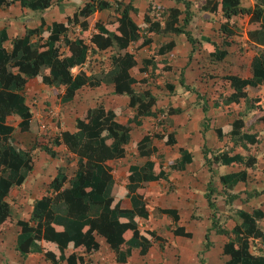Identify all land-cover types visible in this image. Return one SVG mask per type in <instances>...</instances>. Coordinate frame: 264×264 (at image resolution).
I'll return each instance as SVG.
<instances>
[{
  "label": "trees",
  "instance_id": "1",
  "mask_svg": "<svg viewBox=\"0 0 264 264\" xmlns=\"http://www.w3.org/2000/svg\"><path fill=\"white\" fill-rule=\"evenodd\" d=\"M59 1L0 0V7L18 2L21 7L37 10ZM175 1L181 2L184 9L167 8L161 23L143 15V22L147 23L145 29L153 33H181L192 45L194 40L185 29L190 18L189 2ZM110 5L108 0H84L63 21H52L45 27L40 18L35 27L26 28L20 36L13 37L9 48L0 45V229L4 226L19 228L15 249L23 256L40 249L44 259L52 264L60 261L81 264L86 255L98 249L94 239V235H98L115 252V260L123 261L129 246L137 245L139 254L143 255L151 241L161 239L153 231L137 227V218L147 216L143 203L130 210L118 209L116 204L132 190L141 200L145 186L165 175L162 163L148 157L155 153L152 140L172 145L175 143L172 133L159 130L144 134L131 143L138 155L146 159L129 165L124 173L123 186L113 182L111 169L105 161L124 156L130 125L128 120L120 117L122 111L126 107L132 108L133 114L125 116L135 119L149 113L154 104V98L146 90L133 91L130 85L134 78L131 75L145 72L147 66L165 71L170 67L151 59L143 60L142 66L137 67L127 47L132 43L133 48L138 49L149 44L151 39L139 34L140 25L131 20L128 14L131 7L127 4L121 9L115 8L117 14H108L103 22L92 21L95 10ZM200 8L206 12L202 19L206 20L207 14L216 16L218 31L224 37H230L235 30L239 32L238 28L243 29L248 48L257 55L252 59L250 77L241 78L234 74L221 77L233 89L223 98V104L237 103L246 97L245 88L249 92H257L264 85V0H255L253 6H242L239 0H204ZM182 12L184 16L178 24V16ZM70 32L74 35L69 36ZM6 39V33L0 29V43ZM138 39L140 42L137 44ZM173 46L174 42L169 40L158 47L157 53L170 51ZM200 48L207 51L212 60L221 59L225 54V50L217 51L211 42L201 44ZM105 49L110 51L107 69L91 73L83 69L71 72L72 67L81 66L87 52ZM29 78L49 87L53 94L62 87L60 98L64 101L71 100L82 86L112 85L115 95L127 96V103L108 109L99 104L88 106L74 119V131L62 129L57 136L46 141L44 150L50 157L54 156L52 147L63 144L71 154L64 161L69 163L75 159V168L67 174L65 166H58L48 192L32 204L29 218L22 219L12 213L5 198L12 187L20 186L32 170L30 148L16 143L12 137L14 128L6 119L15 114L19 118L16 126L20 131L37 132V120L31 115L23 95V87ZM257 98L252 100L258 101ZM176 112H179L178 108L169 107L167 110L168 114ZM258 123L264 126V106H257L247 119L235 118L214 131L218 138L227 135L234 142L253 144L258 141L255 134L241 129H251ZM203 159L207 165L211 161L250 167L254 162L252 155L244 158L238 153L227 154V151L215 153L210 158L204 154ZM183 163L180 156L166 161L165 167L179 169ZM262 172L264 174V166ZM243 178L244 173H230L222 177V183L231 188ZM160 212L177 219L174 209H160ZM231 219L234 224L229 230L217 228L218 233L229 236L221 247V252L228 257L224 264H264V228L259 225L264 220V210L259 207L251 211L237 210L231 214ZM210 222L211 227L215 226L214 220L210 219ZM184 236L189 237V234ZM254 240L261 243L257 248L260 254L250 250Z\"/></svg>",
  "mask_w": 264,
  "mask_h": 264
},
{
  "label": "rangeland",
  "instance_id": "2",
  "mask_svg": "<svg viewBox=\"0 0 264 264\" xmlns=\"http://www.w3.org/2000/svg\"><path fill=\"white\" fill-rule=\"evenodd\" d=\"M82 1L83 0H78V2H74L72 0H63L62 2H59V5H51L48 8L45 7L37 10L21 8L17 3H13L9 6H2L0 9V27L6 30L8 39L1 42L0 45L9 48V39L22 32L23 28L33 25L36 18L43 17L46 20L51 11L54 12L57 10L54 12V18L59 20V17L62 15L61 11L69 12L79 6ZM110 2L112 4L111 7L108 8L110 12H113L117 5L120 7L124 4L123 0H110ZM240 2L242 4H249L248 0H240ZM132 3L136 5V7H134L135 9L138 8L136 13L139 14V11L141 10L139 6H142V0H134ZM194 6L196 5L194 4ZM105 13L106 11L94 13L95 20L103 19ZM237 33L238 37L235 38L233 43L235 44V51L240 59L242 57V61L239 62L237 68L233 67L232 63H229V61L224 65L227 66L226 68H224V66H219L220 70H218L216 74L209 76V78L212 76L216 77V83L214 85L212 84V89H209V86L207 89L202 88L199 90L201 94L192 90L193 93H197V97L195 98L197 100L196 102H200L199 105L194 101V103L192 102L190 104L191 107H187L188 102L191 99H194V95H192L188 102L179 101L177 106L182 110L176 115L170 117L171 121L173 120V117L177 120V124H174V126L171 127L170 132L178 142L187 146V148L190 147L192 163L184 170L188 178L186 182L183 184L181 183L180 180L182 179V176L179 174L173 176L178 179V181H176L178 185H174L173 192H168V196L165 198V204L172 205L174 200L171 198L177 199L180 195H183V193L186 192L188 197V207L181 211H183L182 214L185 216V220H187L186 226L190 230L191 235L189 238L177 237L173 240L181 242V244H178L177 241L175 242L179 246L182 244L187 246L190 253H181L180 249H178L173 242L171 245L165 246L164 260L161 264H223V262H221V255L219 254V242L226 234L217 232L218 227H223L221 225L223 223V218L219 215V210L222 212L226 207H231V200L234 199L235 196L239 198L242 192L248 190L249 195L254 194V196H257L259 194L260 197H263L261 193L264 192V174L262 172V167L264 166V126L262 124L254 125L252 127V132L257 136L258 140L255 145H250L247 149L239 147L236 149V151L244 155L247 153H253L256 157L253 166L249 169L250 172L246 179L242 180L243 183L240 184L239 187L231 189L223 185L221 176L228 170L227 168L221 167L211 161L209 165L206 164L207 168L203 164L202 167L198 164V158L201 157L202 159L203 151L209 158L212 157V153L214 154L216 152L215 149H211V145H213L212 139L215 141V138H213L215 135L213 132L214 129L212 130L215 125L223 124L228 120V116L231 115L235 116L243 114L246 117L250 115L258 105L264 106V87H260V90L256 94H251L258 97L259 102L257 103L251 99L252 97L247 96L245 98H240L237 103L223 104V98H225L233 89L230 88L228 83L221 78L222 75L228 73L245 75L248 71H251L253 64L252 59L257 57L254 51L248 48L246 41L239 37L241 36L239 32ZM73 35V32L69 33V36ZM172 37H174L176 43L174 52H178L181 57V68L179 67L178 62H171L172 71L177 72V76L174 78V75H172L171 72H168L166 78H172L170 79L172 82V88L174 85L181 86L182 83L190 85L191 83L189 82L192 81L190 76L191 72L190 70H185L186 68H182L184 64L186 62L189 63L188 66L191 67V70L195 71L193 65L194 62L200 64L198 65L200 69H203L208 63H204V61L200 59L199 51L192 49L191 46L190 49L187 51L185 50L184 41L185 43H189V45L190 42L183 34H173ZM174 52L172 51L169 57L172 56V53ZM109 54L110 51L108 49L94 50L93 53L87 52L82 61V65L73 68L71 72L73 73L77 69H83L86 73L105 70L109 66ZM228 66H231L232 68L230 69ZM190 67H188V69H190ZM158 76L159 74L154 75L152 71L150 72L149 78H151L152 81L155 78L162 81V78ZM166 78L165 80H168ZM33 80L34 82L31 87L28 88V86H24L23 95L31 115L37 120V132L35 134L26 131L20 132L16 126V120L18 117L15 114L9 115L6 120L7 123L14 127L12 136L16 143L20 146L30 148L32 170L26 176V185L25 187L22 185L17 188H12L6 198L11 207L12 213L17 218L22 219L29 218L31 212L30 208L33 201L38 196L48 192L50 180L59 165L66 166L67 174H71L75 168V160L65 163V157L71 154L63 144L54 147V156L50 157L44 150L46 141L57 136L61 129L74 131V119L79 115L80 111L87 106L99 104L108 107L110 105L109 93L106 92L99 94L97 90L93 95L88 97L87 94L89 90L94 91L95 89L85 86L76 90V93L71 100L64 101L60 98L62 88L57 90V94H53L49 87L39 84L35 79ZM177 83L179 84L177 85ZM182 93L183 92L179 90L177 96H182ZM174 94H176L175 91ZM163 99L165 100V96ZM158 103L159 101L156 102V106H158ZM158 119H161L159 115H157L155 119L152 118L150 120L154 131L160 130L161 127H163L160 126L163 125V123L161 124V120ZM155 125H157L156 128ZM128 135L130 136V140L131 137L134 139L137 138L139 136L138 129H133ZM187 136V139H190V141L183 140L184 137ZM225 142L224 146L226 149L224 147L223 150L230 151L231 140L227 139ZM206 143L208 146L203 145ZM198 145H203L200 146L199 155L195 151ZM167 148L170 149L171 146H168ZM166 154L167 153L165 152V155H162L166 156ZM128 155L131 156L130 153H128ZM178 157L175 159H178ZM151 158H154V156ZM155 158L158 159L156 156ZM233 202H235L233 205H239L238 200L234 199ZM219 205L220 207H218ZM210 208H215L212 215L214 219L215 217L217 218L216 221L220 220L218 223L219 225L214 223L215 226H208L206 218ZM189 215H191V218ZM181 220L184 219L181 218ZM259 225L264 228V220ZM13 230V227H7L4 228V232H0V238L2 239V241H0V248L4 251V253L0 252L2 264H5L6 261L7 264H19L20 262L26 264L28 261L27 257L23 258V255H18L14 248L15 235L12 234ZM260 245L261 243L259 240L252 241V245L250 246L251 252L254 254H260L257 249ZM196 255L197 257L195 259ZM157 261L158 260L154 261V263ZM38 264H42V260L38 262Z\"/></svg>",
  "mask_w": 264,
  "mask_h": 264
},
{
  "label": "crops",
  "instance_id": "3",
  "mask_svg": "<svg viewBox=\"0 0 264 264\" xmlns=\"http://www.w3.org/2000/svg\"><path fill=\"white\" fill-rule=\"evenodd\" d=\"M62 1L63 0H60L59 2H62ZM83 1L81 2V4L83 3ZM108 1L110 2V0H108ZM133 1L134 0H123L124 4H122L121 6L123 7V5L127 4L128 7H131L130 9H128V14H129L131 20L135 24L140 25V28L138 30L139 34L143 37H149L151 39V41L149 44L143 45L138 49H134L133 44L130 43L127 47V50L133 54V57H134V60L136 62L137 67L142 66L143 60H150L151 59L155 63L169 65L170 68H169V70L165 71V70H160L158 68H152L151 66H147V69L145 72L138 73L136 75H131V77L134 78V83L130 85L131 88L133 89V91L143 92L146 90L154 98V104L151 106L149 113H145L141 116H137L135 119H133V117H132V119H128L125 116L126 114H131V113L133 114V112H134L133 109L129 108V107H126L122 111L123 114L120 115V117L122 119L128 120V123L130 125V130L128 131V133L130 131L132 132L133 129H138V135H139V136L137 135L138 137L135 139L131 137V140H130V136L128 135L129 140L124 145L125 153H124L123 157L105 161V164L107 166H109L111 169L110 173L112 175L113 182H115L116 184L122 185V186L124 185V173H125L126 169L129 167V165L133 164L135 161H142L143 162L146 159V157H144V156L141 157L138 155L136 149L131 146V143L138 141L141 138V136L144 134H151L155 131H159V130L154 131L150 120L152 118L155 119V117L157 115H159V117L161 119H158V120H161V122H160L161 124L163 123V125H160V126H163V127H161L160 131H164L165 133L170 132L171 127H173L174 124H177L176 118L174 119V117H173V120L171 121L170 117H172L173 115H176L178 112L173 113V114H168L167 110L169 107L178 108L179 112H180L182 109L177 106V103L179 101L180 102H188L189 99L192 97V95H194V99H191L188 102L187 107L188 108L191 107L190 104L192 102L194 103V101L197 105H199L200 102L199 103L196 102L197 100L195 98V97H197V93L196 92L193 93L192 90H195L199 94H201L199 92V90L202 88L207 89V87L209 86V89H212V84L214 85L216 83V81H215L216 77L212 76L211 78H209V76H211L212 74H216L217 71L220 70L219 66H224L225 64H227L226 62L229 61V63H232L233 67L237 68V65L239 64V62L242 61V57L240 59L239 55L235 51V44L233 43L235 41V38L238 37L237 31L235 30L236 32L234 31L233 35H231L230 37H224V35L218 31V22L216 21V16L214 14H207L208 18L206 20L202 19V14L206 13L205 11L201 10V8H200V6L204 2V0H187L189 2L188 11L190 12V18L187 21V24L185 25V29L189 31L190 36L193 38L194 42L192 45H191V43L189 45V43H187V42L185 43V41H184L185 50L187 51L188 49H190V46L192 49L198 50L200 59L203 60L204 63H208V64H207V66L203 67V69H200L198 67V65H200V64L194 62L193 65H194L195 71H193V70H191V67L188 66L189 63L186 62L182 68H186L185 70H190V72H191L190 76L192 78V81L189 83H191V84L185 85L184 83H182V85L179 86L178 85L179 83H177L178 86L174 85L172 88V85H171L172 82L170 81V79H172V78H170V79L166 78V75L168 72H171L172 75H174V78H175V76H177L176 75L177 72L172 71L171 62L172 63L178 62L179 67L181 68V66H180L181 65V57L179 56L178 52H174L176 43L174 41V37H172V36L175 33H171V32L153 33V32L146 31L145 27H146L147 23L145 24L143 22V15L146 14L150 18H152V20H158L161 23L163 21V19H165V15L167 14V8L177 7L178 9L183 10L184 6L181 2H176L175 0H142V6L141 5L139 6L141 8V10L139 11V14H137L136 12L138 11V8H136V9L134 8V7H136V5L134 3H132ZM254 1L248 0L249 4H242L239 0V3L242 6H253ZM59 2L57 3L58 5H59ZM13 3H17V5L19 7H21L18 4V2H11L9 4H2V6H4V5L9 6V5H12ZM57 4H53V5L56 6ZM110 4H111V2H110ZM194 4L196 6H194ZM111 5L106 7V8H103L101 10H95L93 12V15H92V21L103 22L108 14H117L115 11V8L121 9V6L119 7L117 5L114 8L113 12H110L108 10V8H110ZM2 6L0 7V9L2 8ZM21 8H25V7H21ZM75 9H73L69 12L61 11L62 15L59 17V20H56L57 18H54V16H55L54 12L57 10H55L54 12L51 11L48 14V19L45 20V18H43V17L36 18L33 25L23 28L22 32L18 33L17 35H14L13 37L20 36L26 28L31 29V28L35 27V25L37 24V22L40 18H42V20L44 21L45 27H47L52 21H63L65 19V17L69 16L72 13V11H74ZM102 11H106L103 19L95 20L94 13H97V12L100 13ZM183 16H184L183 12L178 16V24L181 23V19ZM0 29H2L6 33L5 29H3L1 27H0ZM238 29L240 30L239 34L241 35L239 37L241 39L245 40L246 37H245V33H244L243 29H241V28H238ZM178 35H181V33H178ZM6 36H7V33H6ZM13 37H11L9 39V41ZM140 39H138L137 44H138V42H140ZM169 40H172L174 42L173 48L170 51H166V52H163L162 54H158L157 53L158 47L161 46L162 44H164L165 42L169 41ZM206 42L213 43V45H215L217 51L218 50H225L224 56L218 60L210 59L207 51L200 48V45L203 43H206ZM8 46L10 47V45H8ZM172 51L174 53H172V56L169 57V55ZM76 67L77 66L72 67L71 71L73 68H76ZM188 67H190V69H188ZM226 67L227 66H224V68H226ZM228 67L230 69L232 68L231 66H228ZM152 71H153L154 75L159 74L158 77H161L162 81H159L158 78H155L152 81L151 78H149L150 72H152ZM75 72H73V73H75ZM228 74H234V75H237L241 78H247V77L251 76V71H248L245 75H241L239 73L238 74L237 73H228ZM165 78L168 80H165ZM33 79H35V78H29L27 80V82L25 83V87L26 86H28V88L31 87V85L34 82ZM225 82H227V81H225ZM155 84H157V85H155ZM228 86H229V84H228ZM82 87H85V86H82ZM170 87L173 90L170 89ZM260 87H264V85H262ZM92 89H95V90L94 91L89 90V92L87 94L88 97L93 95V93L97 90H98L97 92L99 94L105 93V92L109 93L110 105L108 107L103 106L105 109L113 108V107H116L118 105H125L127 103V96L125 94L115 95L113 93L112 85L101 84L99 86L93 87ZM23 90H24V87H23ZM179 90H181L183 92L182 96H177ZM244 90L246 91V97L249 96V97L253 98V97H256V95H251V94H256L260 89L257 92H249L246 88ZM174 91L176 92V94H174ZM164 96H165V100L163 99ZM186 98H188V99H186ZM157 101H159L160 105H162V106H160L159 103H158V106H156ZM257 102H259V99H258V101H255V103H257ZM89 106H94V105H89ZM256 109H257V107H256ZM256 109L253 110L252 113H254L256 111ZM252 113L246 117L243 114L242 115H235V116H233V115L228 116V120L226 122H224L223 124H220V125H215L212 128V130L215 129L216 127L223 126L227 123H230L235 118L240 117L242 119H247L248 117H250L252 115ZM209 116H210V113H209ZM18 121H19V118L16 120V124ZM258 124H261V123H258ZM258 124H255V125H258ZM156 127H157V125H155V128ZM241 130H242V132H245L248 134L253 133L252 128L251 129L243 128ZM20 132H25V131H20ZM213 132L215 134L214 130H213ZM188 136L184 137L183 140L184 141H190V139H187ZM254 136L257 139V136L256 135H254ZM213 138H215V141H214V139H212L213 145H211V144L210 145H211V149L216 150L215 153L225 151V149H226V147L224 146L226 143L225 141L227 139H229V140H231V148H230V151H227V154L238 153V154L242 155V157H244V158L247 155H252V156H254V162H255L256 157L253 153H247L246 155H244V154L236 151V149L238 147L247 149V147H249L250 145H255L258 141L253 143V144H248L245 141L244 142H240V141L234 142V139H231L227 135H224V136H221L218 138L216 136V134L214 135ZM152 145L155 147V153L150 155L148 158L153 160V161L154 160L160 161V163H162V165H163L162 169L164 170L165 175L156 181H150L145 186L141 200L137 198L134 190H132V191L128 192V195L121 198L117 202L116 205H117L118 209L130 210V209H133L134 207H137L143 203L144 208L147 212V216L145 218H141V217L137 218V227L139 229L151 230L156 235H158L161 239L151 241L150 246L147 248L146 252L143 255L139 254V252H138L139 247L137 245L136 246H133V245L129 246V248H128L129 252L125 256L124 260L123 261H116L115 260V252L112 251L108 247V245L104 241V238L101 236H98V235H94V239L99 245L98 249L95 250L92 254L86 255L81 264H161V262L164 260V248L166 245H171V243H173V242L175 243L177 240L174 241L173 240L174 238L186 237V236H184L185 233H188L189 237H190L191 232L186 226L187 220H185V218H184L185 216L182 214L183 211H181L182 209H186L188 207V205H187L188 204V197L186 195V192H184L183 195H180V197H178L177 199L171 198L172 200H174L172 205L165 204L166 203L165 198L168 196L167 195L168 192H173L174 185L175 184L178 185L176 183V181H178V179L174 178L173 176L175 174L181 175L182 179L180 181L182 184L184 182H186L188 179L184 170L186 169V167L188 165H190L192 163V153L190 151V147L187 148V146L178 142L177 139H175V143L172 145L163 144L160 140H152ZM203 145L208 146L207 143L203 144ZM203 145H198V147H197L198 150L197 149L195 150L198 155H199L200 146H203ZM168 146H171V148L168 149L167 148ZM224 147H225V149L223 150ZM53 148L54 147H52V149ZM164 151L167 153L166 156L162 155V154L165 155ZM128 153H130L131 156H129ZM204 154H205V152L203 151L202 152V159H201V157L198 156L199 157L198 158V164H200L201 167L203 165H205L207 168V165L203 159ZM205 155L207 157V154H205ZM212 155H213V153H212ZM153 156H154V158H151ZM155 156L158 159H156ZM178 156L179 157L182 156V158L184 159V163H183V166L181 168H179V169H168L167 167H165L166 161L173 160V159L177 158ZM201 160H202V162H201ZM254 162H253V164H254ZM215 164H218L221 167H225L228 169L227 171H225L222 174L221 181H222V177L224 175H227L230 173H244L243 179H246L248 173L250 172L249 169L253 166V164L250 167H245L243 165L231 166V165H225L222 163H215ZM59 166H65V165H59ZM66 171H67V168H66ZM26 178L24 179V181L22 182V184L20 186L23 185V187H25V185H26L25 183L27 180ZM242 183L243 182L239 180L238 182H236L234 184V186L231 187V189L239 187L240 184H242ZM247 185H248V182H247ZM17 187H19V186H14L12 188H17ZM261 194L263 197H260L259 194L257 196H254V194L249 195V190H248L246 192H242V194L239 196V198L237 196H235L234 199L239 201V205H233V204H235V202H233L234 199H232L231 203H230L231 207H226V209L222 210V212H220V210H219V215L223 218V223L221 224L223 226L222 228L229 230L233 226L234 222L231 219V214L237 210L251 211L253 208H257V207L264 210V192ZM43 195H45V194L38 196L33 201V203ZM7 196H6V198H7ZM6 198H5V200L7 201ZM233 206H234V208H233ZM218 207H220V205ZM31 208H32V206H31ZM31 208H30V210H31ZM165 208L174 209L175 213L177 215V219L173 220L171 216L160 212V209H165ZM214 209L210 208V210L208 212V215L206 218V222L208 223V226H210V221H209L210 219L214 220V222L217 225H219L218 223L220 220L216 221L217 218L215 217V219H214L213 215H212L214 212ZM227 213H228V215H227ZM216 214H218V213H216ZM123 215H126V213ZM189 216L191 218V215H189ZM208 216H209V218H208ZM181 218H183L184 220H181ZM10 227L14 228V230L12 231V234L15 235V237H16V234L19 232V228L16 226H10ZM4 228H7V227L6 226L2 227L0 229V232H4ZM0 236H1V234H0ZM15 237H14V248H15ZM189 237H186V238H189ZM228 237H229L228 234H226L224 237H222L220 239V242H219L220 243L219 244V247H220L219 248V254L221 255V259H222L221 262H223V264L228 257H227V255H225L221 252V247H222L223 242H225L228 239ZM0 241H2L1 238H0ZM177 243L181 244V242H179V241H177ZM178 244H176V246L178 247V249H180L181 253H186V252L188 254L190 253V250L188 249L187 246H185L183 244L179 246ZM0 252L4 253V251L1 248H0ZM16 253L18 255H21V254H19V252L17 250H16ZM26 257L28 260L26 264H38V262H40L41 260H42V264H52L48 260L44 259L40 249H37V251L28 253L25 256H23V258H26ZM196 257H197V255L195 256V259H196ZM156 260H158V261L154 263V261H156ZM194 262H196V261H194ZM0 263L2 264L1 258H0ZM5 264H7V261L5 262ZM19 264H23V263L20 262ZM57 264H66V263L64 261H60Z\"/></svg>",
  "mask_w": 264,
  "mask_h": 264
}]
</instances>
